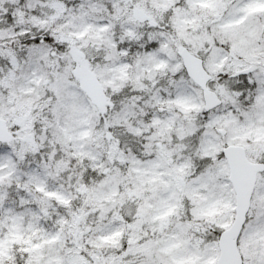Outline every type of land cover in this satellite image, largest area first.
<instances>
[{"label": "snow or ice", "instance_id": "6c2138e0", "mask_svg": "<svg viewBox=\"0 0 264 264\" xmlns=\"http://www.w3.org/2000/svg\"><path fill=\"white\" fill-rule=\"evenodd\" d=\"M0 264H264V0H0Z\"/></svg>", "mask_w": 264, "mask_h": 264}]
</instances>
